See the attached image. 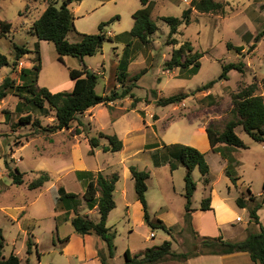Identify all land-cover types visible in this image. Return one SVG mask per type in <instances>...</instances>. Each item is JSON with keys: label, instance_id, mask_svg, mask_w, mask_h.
<instances>
[{"label": "rangeland", "instance_id": "1", "mask_svg": "<svg viewBox=\"0 0 264 264\" xmlns=\"http://www.w3.org/2000/svg\"><path fill=\"white\" fill-rule=\"evenodd\" d=\"M48 1L0 0V21L12 23L11 31L2 32L0 30V52L7 55L10 60L9 65L0 67V82L5 76L12 75L16 71L14 77L19 81L18 70L21 66L35 64L39 59V53L36 52L38 49H40L43 64L39 73L38 85L53 90H69L72 83L70 68L85 66L94 68L99 74L98 93L109 94L113 90H120L121 84L117 81L116 74L126 47L128 49L126 55L131 58L130 76L126 82L131 83V76L144 68L147 72L137 82L138 86L133 90L139 100L135 101L132 98L133 102L130 104V99L124 98L120 99L119 104H116L124 109L122 111H126L123 116H116L119 111L117 109L120 107L115 110L102 103L93 107L92 116L89 113L80 116L84 123L83 127L86 130L90 129L91 135L98 136L100 131L109 134L118 133V135L130 132L128 138L132 139L131 142H128L127 147L120 151L101 149L95 155L89 154V147L85 141L79 143L78 151L75 154L72 153L71 146L63 145L59 148L61 140L69 143L74 129L71 133L67 132L66 138H57L56 141L51 138L52 134H33V126L30 123L17 127L21 114L15 111V107L19 97L12 92L1 102L0 122L3 124L0 123V143L3 142L5 150H8L9 144L20 147L21 144L37 138L36 141L21 150L11 151L6 158L8 171L10 166L12 169L18 167L25 172V182L22 185H14L13 190L17 202H25L29 214L28 219L23 222V226L18 223H3L7 241L5 250L8 252L15 247V252L24 258V264L27 260L29 264L80 263L79 257L82 256L84 250L82 241L77 238L83 235L75 232L70 220L63 219L62 209L64 208L61 206V208H57L56 196L58 185H63L68 191L78 194L85 190V181L78 179L75 173L69 171L63 173L69 167L61 169L68 164L70 166L83 164L87 169L100 170L105 175L113 174V172L120 175L115 192L117 204L108 216L107 225L115 234L117 246L116 257L112 260V264H123L127 249L134 253L154 245H160L168 236L165 229L153 228L143 218L142 222L139 211H133L131 215L127 214L123 191L126 189L129 193L136 194L135 183L130 170L127 171V167L133 164L150 172L146 192L150 215L152 217L165 216L174 221L185 210L184 193L186 191L187 166L179 163L180 166L172 171L170 165H156L151 152V149L156 147L154 142L160 138L165 141L177 139L180 143L192 145L194 131L202 122H209L216 130H223L229 120L237 118L233 95L252 82L258 83L257 93L264 96V36L256 38L257 34L264 30V0H223L225 11L218 13H201L193 10L191 23L182 25L180 31L173 35L177 39V43H169L170 26L161 17H181L184 9L190 7L186 0H155L152 18L158 24V30L147 43H143L139 38L130 34L131 22L134 23L131 12L137 6L138 0H122L117 5L108 4L80 20V28L85 31H73L70 36L71 41L76 40L77 32L79 35L80 33L98 32L101 22L109 21L117 15L122 16V19L116 24L115 18L107 24V28L121 31L119 34L124 35L117 41H105L102 50L95 55L85 56V61H80L78 57L69 55L64 56L63 61L59 60L54 42L40 40L34 33L33 23L41 15L42 10L47 7ZM86 2L91 4V0H86ZM139 6L141 8L142 4L139 3ZM77 14L80 15V13ZM187 40L192 42L194 51L203 53L200 58L199 72L191 75L188 69L181 70L178 67L173 70L165 69V62L172 57L173 49L180 47ZM13 42L25 45L32 51L28 56L23 55L15 69H13L15 53L13 52ZM229 42L234 46L241 45L242 52L229 49ZM239 61L245 63L244 73L232 69L228 72L227 78H223V65ZM13 71L15 72L13 73ZM213 79H216L217 82L211 89L199 92L196 90ZM180 93H188L190 96L177 104L160 105L158 103L160 98ZM136 106L144 108L147 113L143 111L142 114L140 111L132 109ZM47 109V115L40 108L34 111V115L42 120L43 125L54 122L53 112L49 110L48 106ZM4 111L10 113V117L7 119L4 116ZM151 113L153 114L151 115ZM158 118L159 120H156ZM154 124L157 128L153 127ZM77 125V121L73 123L74 128ZM236 132L248 147L239 149L238 161L233 172L242 178L244 183L242 188L247 197H249V190L257 195L262 190L264 183V145L255 141L242 125L236 128ZM133 137L137 139L136 142ZM143 142H152L150 149L138 150L143 146ZM43 151L47 155L43 154ZM157 152L158 159H170L167 149L162 148ZM209 157L210 178L217 190L226 192L229 187L232 188L231 196L243 219L240 222L236 220V226L227 229V233L228 236L235 234L232 236L239 238L241 235H238V231L242 226L247 225L251 217L247 209L236 204V198L241 196L240 189L221 168L220 163L213 156ZM69 160H72L71 163H68ZM0 162L4 169V161L0 160ZM42 170L48 171L53 175V178L46 183L41 193L39 189H30L28 183L35 179ZM193 176L198 184L193 197V205H197L204 196L205 181L198 167L194 170ZM79 197L80 201H83V195L80 194ZM163 205L164 207L161 208ZM87 210L92 209H88L87 206L80 207L82 214H88L85 212ZM96 213L92 210L89 214L94 217ZM262 214L264 217V210ZM152 231L155 232L156 237L154 238L151 237ZM70 234L75 235L76 238L73 237L70 246L64 250L62 242H65ZM28 237L35 241L32 255L27 253ZM92 237L99 243H95L98 252L103 251L100 245L101 243L107 245V243L96 234H93ZM174 237L179 245L176 250L178 252L193 251L200 243L202 248V238L186 226L183 231L176 232ZM176 247L178 246L175 245ZM181 247L184 251H181ZM87 250L90 251L89 248Z\"/></svg>", "mask_w": 264, "mask_h": 264}, {"label": "trees", "instance_id": "2", "mask_svg": "<svg viewBox=\"0 0 264 264\" xmlns=\"http://www.w3.org/2000/svg\"><path fill=\"white\" fill-rule=\"evenodd\" d=\"M82 0H49L46 9L34 21L33 31L40 40L52 41L55 44L59 54V60L63 61L64 56H74L83 59L87 55H95L102 50L103 44L107 40H114L107 33V24L112 22L116 17L109 21L99 24V31L96 33H80L81 40L72 42L68 39V35L72 31H76L75 15L71 9V4L81 2ZM143 7L138 9L134 14V25L130 30V34L139 38L143 43L151 40L152 35L158 30V24L152 18V12L155 2L152 0H142ZM225 4L223 0H191L190 7L184 9L181 17L178 16H162L161 19L166 21L170 26L169 43H177V39L173 37L180 31L182 25H189L192 20L193 10L201 13H218L224 12ZM12 29V23L9 21H0V30L9 32ZM264 36V30L259 32L256 38ZM14 46V64L13 69L17 68L18 61L21 57L29 53L30 50L25 45H19L13 42ZM256 46V44H253ZM229 49H235L239 53L243 47L234 46L228 43ZM36 52L39 59L30 68L23 67L20 71L21 83L11 75L4 77L0 83V104L10 93L14 92L20 97L15 107V111L20 113L19 125L32 124L33 134L50 135L65 128L73 127V123L77 121L78 126L75 128L77 134L88 132L83 126L80 116L84 115L90 108L102 103L109 107H113L111 102L124 99L128 96L139 99L133 91L137 82L147 72L146 68L137 74L131 76L130 82L127 79L130 76L129 64L130 57L126 54L120 60L118 71L116 74L117 81L121 84L120 90H113L109 94H100L97 92V84L99 74L89 67L70 68V77L74 84L71 90L52 91L46 86H39V73L42 69L40 49ZM184 54L186 55L184 57ZM203 53L194 51V46L190 40L182 43L180 47L174 48L172 57L165 62V69L173 70L175 68L188 69L191 75L197 74L201 68L200 58ZM10 60L7 55L0 52V67L9 65ZM236 69L241 73L245 71V63L230 62L223 65V78H227L230 70ZM217 82L213 79L206 84L198 87L196 90L204 91L211 89ZM264 83V79H263ZM259 85L252 82L246 87L240 89L233 95L234 108L237 118L227 122L223 130H216L212 126L207 127L210 143L215 152H220L227 159L226 174L231 178L234 184L239 179L233 170L236 165V156L232 150L236 148H247L248 145L236 132V128L242 125L245 131L257 142L264 145V96L257 93ZM190 94L180 93L174 94L166 98L158 99L160 105L177 104L188 98ZM47 106L54 114V122L52 124L43 125L42 120L34 115V111L42 109L47 115ZM6 117H10L9 111H4ZM142 113V112H141ZM91 145L90 154L95 153V149L101 147L104 151H120L123 149V140L117 134H107L100 132L94 136H88ZM106 138L108 145H101V139ZM170 159L160 160L157 153L153 154L156 165L169 162L172 171L176 170L179 163L187 166L185 175L186 191L184 193L185 202V224L187 228H191V212L194 193L197 189V182L194 179L193 171L198 167L204 176L205 183L209 182L210 165L206 159L204 152L192 145L183 143H173L165 145V150ZM130 170L135 182V191L137 198L141 201L144 209L145 221L153 228H163L170 231L161 219L151 220L149 212V204L146 197L148 190V179L150 172L140 169L135 165L130 166ZM24 172L18 167L12 169L9 166V175L12 177L14 184L24 183ZM77 177L80 179L88 178L83 199L86 201L89 209L96 206L99 210V220H95L88 214H82L79 210L80 197L79 194L68 191L65 186L58 188L57 201L61 207L65 209L66 218L71 219V223L75 232L81 235L96 234L107 243V251H99L98 255L102 264H111L110 260L115 257L117 246L115 243V234L107 225L110 212L116 207L115 190L117 182L120 178L118 173L105 175L101 171L77 170ZM51 176L48 172H42L37 178L29 183V188H38L50 181ZM248 198L241 195L237 198V204L241 208H247L251 220L260 224V230L250 232L246 238L240 241L224 239L222 236L202 237L201 243L196 245L193 251L178 252L173 249L172 240H164L160 245H154L146 248L138 254L132 255L130 250L125 252V262L123 264H155L167 260L185 261L193 256L200 254H227L237 251L248 252L252 260L256 263L264 264V223H261L259 210L264 207V183L260 195H255L249 190ZM211 195L203 198L200 209H211ZM72 214V216H71ZM35 242L30 238L28 240L27 253L31 254ZM5 236L3 229L0 227V264H22L19 255L12 253L6 257L4 255ZM26 264H29L28 260Z\"/></svg>", "mask_w": 264, "mask_h": 264}, {"label": "crops", "instance_id": "3", "mask_svg": "<svg viewBox=\"0 0 264 264\" xmlns=\"http://www.w3.org/2000/svg\"><path fill=\"white\" fill-rule=\"evenodd\" d=\"M121 1L122 0H91V4H89V3L86 2V0H82L81 2L72 3L71 4V9H72L74 15L76 16V18H75L76 31H79V32L85 31L82 28H80V25H81V24H79L80 20H82L83 18H86V17L94 14V12L97 11L98 9H100L101 7L107 6L108 4H111V3L114 4V5H117ZM152 1L155 2V0H152ZM186 2L190 5L191 0H186ZM139 3L142 4V7H143L142 0H138V4H137V6L134 9H132L131 15H133L138 9H140L139 8L140 7ZM45 9H43L42 12ZM80 11H82V12H80ZM42 12L40 14H42ZM77 13H80V15H78ZM121 19H122V16L117 15L115 23L117 24L118 21H120ZM132 21H135V20H132ZM116 24H114V25H116ZM133 25H134V23L131 22V27H133ZM106 29H107L108 35H110L114 39L113 41H117L121 36L124 35L122 33L119 34V32H121V31H117V30H114V29H109L107 27H106ZM72 32H70L69 35H68V39L70 41H71V37L70 36H71ZM76 35H78V37H76L75 38L76 40L72 41V42H76V41L81 40V36L78 34V32H77ZM127 51H128V49L126 47L125 54H126ZM31 52L32 51H30L29 53H26L24 55L28 56ZM79 59H80V61H85V58H83V59L79 58ZM41 61H42V59H41ZM130 62H131V60H130ZM30 67H32V65L26 66L25 68H30ZM22 68L23 67L21 66L20 69L18 70L19 81H17V83L21 82V79H20L19 75H20V71H21ZM42 68H43V64H42ZM92 70H94V68H92ZM14 72L15 71H13V73ZM15 73H17V71ZM14 74H12L11 76L16 79V77H14L15 76ZM73 84H74V82L72 80L71 88L69 90L72 89ZM51 90L55 92V91H60L61 89H58V90L51 89ZM5 99H3V101ZM125 99H127V100L130 99V104H131V102H133V99L131 97H129V96L126 97ZM19 100H20V97H19ZM19 100H18V102H19ZM119 102H120V100H116L114 102H111V105L113 106L112 107L113 109L116 110L118 107H120L119 109H117V110H119L116 113L117 117L119 115L123 116V114L126 112V111H122L124 109H122L121 106L116 105V104H119ZM104 105H106V104H104ZM132 109H136V110L142 112V114H143V111H145V113H147V111L144 108H138L137 106L132 108ZM127 111H129V110H127ZM87 113H89L92 116L93 113H94L93 112V107L90 108L89 110H87L84 115H86ZM152 114L153 113H151V115ZM4 116L6 117L5 114H4ZM3 119H5V118H3ZM6 119H7V117H6ZM156 120H159V118L156 119ZM1 124H3V123H1ZM208 126H211L209 124V122H202V124L195 129L194 134H193L194 137H192L191 143H192L193 146H195L196 148H198L199 150H201L202 152L205 153L206 159H207L209 165H210V162H209L210 161L209 160L210 157L209 156L211 155V156H213V158L216 161H218V163H220L221 168L226 172V166H227V163H228L227 159H225L220 152H215L213 150V148L211 146V143H210L209 135H208V132H207V127ZM17 127H22V125L21 126L17 125ZM80 127H83V126H80ZM153 127L157 128L156 124H154ZM73 129H74V134L72 135V139L69 140V143L65 142V140H61L60 143H59V148L61 146H63V145L65 147L71 146V148L73 150L72 153L75 154V152L78 151L77 148H79V143H81L82 141H85L86 144L89 147V150H88V153H89L90 149H91V145L89 143V137L88 136H94V135H91V133H90L91 130L90 129L87 130L88 132L85 131L83 133L77 134L75 132V128L74 127H71L69 129L65 128V129L60 130V131H58L56 133H53L51 135L52 136L51 138H54L55 141H56L57 138H59V139H61L62 137L66 138L67 137V132L71 133ZM129 133L130 132H126L124 135L119 133L120 138L123 140V143H124V146H123L122 150H124L127 147L128 142H131V140H132L131 138H128L129 137ZM107 134H109V133H107ZM114 134L118 135V133H114ZM36 139L37 138H33L32 140L28 141L27 143L21 144L20 147H14V146L9 144V148H8L7 151L5 150L3 142L1 141V143H0V160L4 161V166H5L4 169H3L2 162H0V227L2 229H3V226H2L3 223H9V222L12 223V224L18 223L20 226H23V222L26 219H28L27 217H28V214H29V210H28V207L25 204V202L18 203L17 202L18 200L15 198L16 194H15V191L13 190V186L14 185H22L23 183L22 184H14L13 183L12 177L9 175V171L7 170L8 168L6 166V158L8 157V155L10 154L11 151L14 152L15 149L21 150L26 145L31 144L34 141H36ZM134 140L136 142L137 139L134 138ZM173 143H180V142L177 139L171 140V141H165L162 138H160V140H158V141H155L154 145H156V147L151 149L152 156L158 150H161L162 148H165V145L173 144ZM108 144H109V141L106 138H102L101 139V145H108ZM151 145H152V142H147V143L143 142V146L139 147L138 150L139 149H144V150L145 149H150ZM37 149H39V148L37 147ZM101 149H102L101 147L96 148L94 155L96 154L97 151H99ZM239 149L240 148H236V149L232 150V152L236 156V159H237V154L239 153ZM1 151H3L4 153H2ZM16 153H17V151H16ZM43 154H46V153L43 151ZM48 156L50 157V155H48ZM21 161H22V159H21ZM71 161L72 160H69L68 163H71ZM237 161H238V159L236 160V164H237ZM163 165H170V164H169V162H165ZM130 166L127 167V171L130 170ZM67 167H69V168H67ZM61 169L62 170L66 169V170L63 171V173H66L68 171L72 172V173H75L76 177H77V174H76L77 170H81V171L82 170H86V171L91 170V169H87L86 166L83 165V164H79V165L78 164H76V165L73 164L71 166H70V164H68V165H64L63 168H61ZM44 171H46V170H42L41 173L44 172ZM91 171H94V170H91ZM98 171H100V170H96L94 172H98ZM210 171H211V165H210ZM46 172H48V171H46ZM130 172H131V170H130ZM113 173H115V172H113ZM193 173H194V171H193ZM59 174H61V172H59ZM39 175H37L35 178H37ZM50 176H51V179H52L53 175L50 174ZM51 179H50V181H51ZM78 179H80V178H78ZM132 179H133V176H132ZM82 180L86 182L84 184L85 187H86V184L88 183L89 179L88 178H83ZM24 182H25V180H24ZM29 183H28V187H29ZM46 183L43 186H41V187L30 188V189H39V191L42 193V191H43L42 188L45 187ZM57 185L58 184L56 183V186ZM235 185L237 186V188L240 189L241 195H245V191L242 188L244 183H243V180H242L241 177H239V179L237 181V184H235ZM59 186H61V185H58V187H57L56 199L58 197V188H59ZM197 187H198V184H197ZM116 189H117V186H116ZM84 191L82 193H79V195L80 194L83 195ZM115 192H116V190H115ZM261 192H262V190L257 195H260ZM231 193H232V188L231 187H229L228 191H226V192L225 191L223 192L221 190H217V188L215 187V184H214L213 180L210 178V174H209V182L205 183V185H204V196H203V198L211 195V207L212 208L208 209V210H201L200 209V206H201L200 203L202 202L203 198L200 200L199 204H197V205H193V202H192V207H193L194 210L191 212V229L194 230L201 238L204 237V236H212V237L222 236V237H224V239H229V240H233V241H240V240H243L244 238H246L247 235L250 232H256V231L260 230V224L259 223L255 224V222L253 220H250V221L247 222L246 226H242L240 228V230L238 231V235L239 234L241 235V236H239V238H234V236H232V235H235V234H232L231 236H228L227 229H229L231 227L234 228L236 226V220H238L240 222L243 219L242 216L239 215V213L237 211L238 210L237 209V205H235V202L233 201ZM123 196H124V199H125V205L127 207V214L131 215L133 213V211H139L140 214H141L140 219L142 220V222H143V219L145 221L143 205H142L141 201L137 198V195L136 194L134 195L133 193H129L128 190L125 189L123 191ZM246 197H247V195H246ZM82 200L83 201H81V204L79 206V210H80V207L82 208V206H87L86 201L84 199H82ZM236 204H237V202H236ZM60 206L61 205H59V203H58L57 208L60 207ZM163 207H164V205L161 208H163ZM243 209H247V208H243ZM62 210H63V214H62L63 219L66 220V221L67 220L71 221V219H67L66 218L65 209H62ZM92 210L97 212L96 216H94L92 218H94L95 220L98 221L99 217H100L98 207L96 206L95 209H92ZM92 210H87L85 212L88 213V215H90L89 213ZM263 210H264V207L261 208L259 210V212H258L259 216H260L261 223H264V217H263V214H262ZM81 213H82V211H81ZM248 213H249V210H248ZM38 215H39V213H38ZM98 215H99V217H98ZM71 216H72V214H71ZM184 216H185V210H184L183 213H180L178 215V217L175 218L174 221L170 220V218H166L165 216L152 217L150 215L151 220L161 219L164 222V224L169 229H171L170 231L165 230L167 232V234H168V236H167V238H165V240L166 239L172 240L173 249L174 250H178V248H179V245L177 244V242L175 240L174 234H176V232L183 231L185 226L187 227V225L185 224ZM229 232H231V231H229ZM3 233H4V236H5L6 234H5L4 229H3ZM92 235L93 234H86V235H83L82 237H78L77 238L80 241H82V248L84 250L82 256L79 257V260H80L79 264H102L101 260L99 258V255H98V249L96 248L97 246H95V243H97V244H99V243L96 242V239H94L92 237ZM238 235H237V237H238ZM74 236L75 235L70 234L69 238L66 239L65 242H62L64 250H66L70 246L72 240L74 238H76ZM154 237H156V236H154ZM154 237H152V238H154ZM28 239H29V237H28ZM6 245H7V241H6V237H5V247H4V252L3 253H4V255L6 257L10 256L12 253H16L15 252V247L11 248V250L7 252L5 250ZM13 245H14V242H13ZM175 245H177L178 247L175 248ZM100 246L102 247L101 249H103V251L108 250L107 249V245H105V243H101ZM87 248L90 249V251H89L90 253L88 252ZM36 249L38 250L37 245H36ZM144 250L145 249H143L141 251H136L134 253L131 252V254L132 255L138 254V253H141ZM181 251H184L183 248H182ZM16 254L20 256V254H18V253H16ZM30 255H32V253ZM115 257L110 260L111 264H112V260H114ZM30 259H31V257H30ZM77 259H78V257H77ZM21 260H22V264H24V262H23L24 258H21ZM155 264H260V263L254 262L248 252L237 251V252H232V253H227V254H200V255H197V256H193V257H191V258H189V259H187L185 261L167 260V261H163V262H159V263H155Z\"/></svg>", "mask_w": 264, "mask_h": 264}, {"label": "built area", "instance_id": "4", "mask_svg": "<svg viewBox=\"0 0 264 264\" xmlns=\"http://www.w3.org/2000/svg\"><path fill=\"white\" fill-rule=\"evenodd\" d=\"M155 236V232H151V237H154Z\"/></svg>", "mask_w": 264, "mask_h": 264}, {"label": "water", "instance_id": "5", "mask_svg": "<svg viewBox=\"0 0 264 264\" xmlns=\"http://www.w3.org/2000/svg\"><path fill=\"white\" fill-rule=\"evenodd\" d=\"M85 67H87V66H85Z\"/></svg>", "mask_w": 264, "mask_h": 264}]
</instances>
